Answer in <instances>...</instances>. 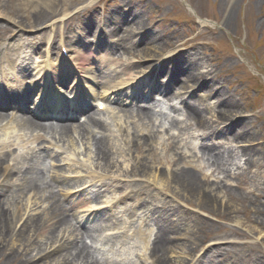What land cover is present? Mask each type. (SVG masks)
Instances as JSON below:
<instances>
[{
    "label": "rangeland",
    "instance_id": "374dc122",
    "mask_svg": "<svg viewBox=\"0 0 264 264\" xmlns=\"http://www.w3.org/2000/svg\"><path fill=\"white\" fill-rule=\"evenodd\" d=\"M28 1L25 0V2ZM13 2L12 5L19 8V2L17 0ZM84 4L89 12L95 14L97 21H93L94 24L101 22L102 16L108 18L109 24L112 25H124L122 23L124 19H129V22L142 20L141 29L145 30L141 33L134 31L135 34L125 37L121 44H125L124 47L127 49L137 48L140 45L141 49L135 50L145 51L142 53L135 51L136 54L128 58H133L137 62L143 61V58L147 59L146 62H149L147 67L154 61L166 60V62L163 61L162 70L165 72L161 78L165 77L167 71L173 69L176 71L175 74H170L181 79L180 74L188 67L190 72L198 76L201 72L211 73L206 79L198 78L196 81L205 88L212 87V94L199 102L193 96L199 94L200 97L205 98L204 95L208 93L203 92L205 88L198 90L186 104L192 106L194 110L197 109L207 119L206 123L215 125L217 132L223 131L221 137L209 139L206 143L224 144L225 150L233 156L228 163L225 161L212 167L210 158L201 157L202 155L198 154L207 132L197 130L199 128L188 120L182 105L178 106L180 110H172L174 116L169 118L168 107L157 106L156 108L151 106L149 101L151 122L142 124L131 117L129 106L117 107L121 113L115 118L122 119L126 128L123 125L120 132H118L119 125L111 128L115 131L114 136L119 140L123 133V140L126 139V132L135 135H151L153 138L151 147L155 154L149 159L152 163L150 172L157 163H160V174L163 180H166L167 171H173V169L180 170L188 167L194 174L193 179L196 181H192L194 187L191 190L186 189L190 183H182L183 187L180 189L175 184L169 183L170 191L164 193L168 195L172 193L178 202V204L172 203L173 206L166 205L168 208H173L174 214L170 218L178 220L183 229L188 228L186 242L179 241L177 243L179 247L173 249L172 253L179 255L180 259L185 261L181 264H191L190 261L187 262L188 255L194 258L192 264H201L199 262L202 260L204 264H264V0H96L94 2L54 0L48 6L43 5L42 2L39 6L34 3L38 18L40 17L38 24L34 27L28 25L30 22L25 18L26 13L19 14L21 12L17 10L16 14L7 13V15L22 23L23 29L27 32L26 38L22 40L33 41L38 36L40 43H44L47 39L50 43H55L58 39L57 34L50 35L48 31L61 22L58 16L63 15L62 23L65 24L69 20L68 16L82 9ZM107 12L110 13L109 16H106ZM87 16L93 15L84 13L83 18L79 16L80 23L86 22L82 27L93 25L91 20L83 21ZM106 18L103 20L104 24H107ZM74 19L75 17L71 27H74ZM105 30L107 31V27ZM67 31L69 29L65 31V34ZM194 62L198 64L195 70ZM131 69L137 74L141 73L137 65L133 64ZM179 70H182L181 73ZM195 101L198 102L195 103ZM229 109L233 111L232 115L225 113L229 115V119L222 121L219 116L217 119V110ZM181 113L185 117H180ZM128 119L133 122L125 123ZM240 123L253 137L252 143H249L246 134L239 130ZM172 128L174 130L181 128L178 130V138L171 136ZM236 133L243 137L237 143L231 140ZM225 136L228 137L227 140ZM127 141L129 140L125 141L126 153L127 150L129 152ZM241 141H246L245 143L250 145L241 144ZM171 142L175 149L167 153L166 147ZM251 146L255 148L256 153L250 151L248 158H242L241 148ZM173 157L179 159L176 162L178 166L172 163ZM126 160L125 157L122 159L124 164L120 166V170L125 171ZM101 168L104 169L103 166ZM105 168L111 170L112 166ZM132 179L135 184L143 182L135 176ZM150 181L154 184V177ZM18 190L19 185L14 186V192ZM24 190L26 189L23 186L20 187V192H23L20 198L23 204L22 211L19 213L22 217L21 224L16 230L12 228L13 226H10V230L6 228L4 233L7 234L6 237L3 238L2 233L0 235V264H25L23 261H26V258L34 257L37 252L49 249L52 245L49 239L59 226H65V228L62 229L58 240L62 238L65 242L55 241L54 247L49 250L50 252L55 248L48 256V261H43L41 264L46 262L60 264V260L54 259L57 253H63L67 245L66 241L74 239L73 244L77 245L79 250H82V247L85 248L83 243L85 239L89 242L94 241L89 237H82V231L85 229L75 230L72 226L71 235L65 233L68 232V225H72L66 218L67 220L60 225L56 221L52 223L50 235L38 244H35L38 237H34L31 243H26L32 236L30 232L22 234L17 242L15 234L21 225L31 222V218L34 220L36 217L43 218L45 215L43 208L37 209V205L33 206V204L30 205L29 212L24 214V205L28 201L25 198L27 190ZM145 192L149 196L148 210L149 207L155 209L161 206L158 191L151 187ZM38 206H40L39 203ZM7 208V206L3 207L4 210ZM133 219L132 225L138 220L137 217ZM100 243L102 246L105 241L100 240ZM108 244V246L116 247V244L120 242L119 239L113 238ZM181 244H184L185 250L181 248ZM60 245L62 247H58ZM86 252L91 255V259L94 257L90 249ZM161 259L167 264H177L164 257ZM65 264H72V257L67 258Z\"/></svg>",
    "mask_w": 264,
    "mask_h": 264
},
{
    "label": "bare ground",
    "instance_id": "6f19581e",
    "mask_svg": "<svg viewBox=\"0 0 264 264\" xmlns=\"http://www.w3.org/2000/svg\"><path fill=\"white\" fill-rule=\"evenodd\" d=\"M52 1H54V0H29L28 2H26V5L25 4L24 5L28 6L29 9L31 8L30 13L32 14L34 12L37 13V9L34 7V3L40 2V4H41V2H42L43 5L48 6V4H50ZM12 2H13V0L12 1L4 0V3L7 6L11 5ZM7 6L4 5L3 7H7ZM3 7H0V8H3ZM0 10H2V9H0ZM30 18L32 20H35L32 15H30ZM36 20H38V18ZM35 22L36 21H34L32 23H35ZM137 48L141 49L140 46H138ZM137 48H134V49H137ZM123 49H121V50H123ZM144 51L145 50L136 51V52L137 53H139V52L142 53ZM193 66H195L194 67V70H195L198 67V64L196 62H194ZM210 74L211 73L209 71H207V72L201 73L200 77L202 76V78H206ZM195 78L196 77H195V75L193 73L189 74V75L186 74L185 79H184L183 83H181L179 88L184 90V89L187 88L188 85H194V82H195L194 79ZM203 92L211 93V92H213V89H212V87L208 86L207 88H205V90ZM187 109L189 110L191 116H193L194 119L196 118L197 120H199V122L202 121V117L200 115H197L196 111H194L192 109L190 110V108H188V107H187ZM132 110H134V109H132ZM191 111H193V112H191ZM232 112L233 111L231 109H229V110H219V111L216 112L217 119H218V116H219V118H221L222 121L226 120V118L229 119V115H232ZM132 113H135L136 118H138L139 121L142 122L145 119H147L150 122L151 118H150V113L148 111L138 108L135 111H133ZM225 113H227L229 115H225ZM1 116L2 115L0 114V119H1ZM226 116H228V117H226ZM21 123H22V125H20V128L22 130H24V131H27V130L31 131V130L43 128V126L37 125L36 123L31 121V119H29V118L25 119V121L22 120ZM91 124H92L93 127L97 128L99 130L105 129V126L101 122L91 121ZM241 124L242 123H240V126H239L240 129L239 130L243 134H246V136H247L246 139L248 140L249 143H252L254 141L253 137L250 136L249 132L247 133V131H246L247 128L242 126ZM208 126H210V125H208ZM199 127L207 128V124L204 123V121H203V122H201V125ZM209 130H212L211 126H210ZM233 133H234V131H233ZM233 133L231 135H233ZM231 135H230V137H231ZM242 138L243 137H241V135L239 136L236 133L235 137L231 138V140H232V142H237V141H239ZM227 139H228V137L225 136V140H227ZM100 141L102 142V144H105L104 141H102V140H100ZM150 141H152L151 137H147V138H144V137H141V138L132 137L130 142H129V144L131 145V149H132V147H135L137 149L138 152H136V153L138 155H142L144 151L148 152V149L146 150V147H147V145H148V143ZM245 142L241 141V144L242 143L244 144ZM249 143H245V145L247 144L249 146L250 145ZM169 147L172 149L171 145H169ZM169 147H168V150H169ZM217 151L221 152L220 150H217V149H214L212 147H207L206 145L205 146L203 145L204 154L208 155L209 157L212 156L211 158H213V163L214 164H219V161L221 159H222V161H224V157L225 156L227 158L231 157L229 154H226L225 152H222V154H218ZM250 151L256 153L255 148H253L252 146L251 147H243V148H241L240 152H241L242 158H245V159L248 158V155L251 154ZM214 154H217V156L214 155ZM4 156H9L10 157V154H9V152L3 153L2 149L0 148V159L4 158ZM94 158H95V161H98V162L103 163L105 165L108 162V154L106 153V151L101 149V143L100 142H96ZM173 163H174V165L178 166L174 159H173ZM177 168H179V167H177ZM13 170H14L13 168H11V169L4 168L3 171H0V174L1 175L6 174V175H8V178H11L12 177L11 175L14 174V172H12ZM154 171H156L155 176L158 175V177L162 180L163 189L164 190L168 189V191H169V188H168L169 183L175 184V186L178 187L179 189L183 187V186H181L182 183H186V184L190 183L189 185H187L186 189L191 190L194 187V184L192 183V181H196V180L193 179V175L194 174L192 173V171L188 167L186 169L185 168H181L180 170L179 169H176V170L173 169V171H169L167 173L166 180H163V176H161V174H158L160 170L158 171V169L155 168ZM175 171H177V172H175ZM131 173H133V174H135V175H137L139 177L145 178V177L150 175L149 173H151L150 172V166L146 165V163H144L142 161H138V163H136L135 166H133L131 168ZM32 174H34V173H33V171L31 169H29V168L25 169L24 172H23V180H24V182H26V181L28 182V184H29L28 189H31V190L37 192V191L40 190V187L37 186L36 183H34L33 180H31V178L33 177ZM8 181H10V179H8L7 182ZM9 191H12V189L10 188L7 192H9ZM14 197H17V196L12 194L9 198H14ZM5 200H6L5 198H0V207H3L5 205H7L5 203ZM48 201L50 203H54L53 211L56 210V212H58L59 206H55L57 204L55 202V200L53 198H50ZM61 214H63V218H62L61 215L60 216H56V217L54 216V217H52V219L51 218L49 219L47 225H43L41 227L42 230H40L39 236H38V241L35 242V244H38V243L42 242L44 238H46L47 236L50 235V232H51L52 226H53V225H51V223H52L51 221H55L54 218H56V221L58 223L63 221L64 212L63 213L61 212ZM5 215L7 216L6 220L4 219ZM54 215H57V213L54 214ZM100 215L102 216L103 214H100ZM13 217H14V210H11V213L8 214V215H7L6 212H3L2 210H0V226L2 228H4L5 227L4 225L6 223L11 224L10 222L12 221ZM32 223H34L35 226H36L37 221L33 220L29 224L25 225L23 227V229L18 233V235H22V234H25L26 232H28L31 229V224ZM35 226H33V228ZM167 231H169V230L168 229H164L163 231H161V234H159L158 240H157V238H155V241L152 243L153 248H152V250L150 252V258L153 260V264H167V262L166 261H162L159 258V255H158V251L159 250L162 251V250H167L169 248L170 249L172 248L170 237L168 235H164V232L166 233ZM2 234H4V232H2ZM2 237H4V236H2ZM69 257H72V262L78 261V262H80V264H97V263H95L93 261L89 262L90 259L87 257V254L86 253L84 254L83 252H81V250L78 249V246L74 245V244L65 246L64 249H63V253L62 254L57 253V255L55 256L54 260L56 261L58 259V260H60L59 262H61L60 264H65L66 259L69 258ZM42 260L48 261V257H39V261H42ZM32 261H35V259H32ZM174 262L177 263V264H181L182 263V261L179 258H176L174 260ZM19 264H21V263H19ZM32 264H35V262L32 263ZM46 264H48V262H46ZM52 264H59V263L53 262Z\"/></svg>",
    "mask_w": 264,
    "mask_h": 264
}]
</instances>
